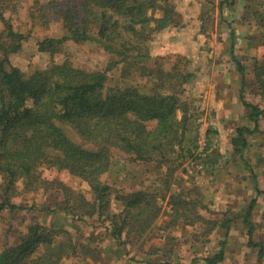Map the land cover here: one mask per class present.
<instances>
[{
	"label": "trees",
	"instance_id": "16d2710c",
	"mask_svg": "<svg viewBox=\"0 0 264 264\" xmlns=\"http://www.w3.org/2000/svg\"><path fill=\"white\" fill-rule=\"evenodd\" d=\"M44 1L34 0L37 11L48 9L50 4ZM4 3L0 1V19L7 28L0 39V209L16 208L12 200L21 193L56 188L62 191V199L72 213L94 218L99 223L96 228L102 227L117 247H127L133 242L132 236L143 237L153 226L160 207L155 194L137 189L118 196L125 204L121 213L111 211L113 188L104 175L116 152L144 164L174 163L177 158L188 156L189 148L184 143L187 133L196 122L200 134L199 119L204 115L195 117L196 107L188 97L187 87L195 74L187 63L182 65L179 58L180 63L170 70L149 64L148 49L155 36L178 24L175 0H69L56 11L62 19L64 36L41 40L39 49L54 55L62 50L67 39L79 43L90 39V29L96 30L102 46L136 65L139 81L148 78L150 82L148 85L140 81L117 91L105 90L104 72L76 68L66 62L30 73L13 65L10 55L21 49L25 35L16 32L5 18L1 7ZM234 3L235 0H220L218 7L223 12ZM242 6L263 21L257 24L264 30V1L243 0ZM230 34L236 33L232 29ZM231 60L240 75L238 99L254 123L253 128L238 127L232 140L243 156L249 146L246 135L257 132L260 117H264L259 104L264 102V52L255 55L248 67L232 45ZM247 89L260 97L258 102L246 98ZM66 125L79 141L73 139ZM208 133L209 129L205 131L206 137ZM47 169L67 170L88 184L90 196L46 177ZM253 184L257 194H261L256 177ZM256 202L253 199L237 217L248 228V245L258 248V257L262 259L264 244L255 241L256 228L251 219ZM235 220L224 218L214 226L229 230ZM58 233L65 236L55 241L54 235ZM225 245L226 241H221V249L207 257L206 264L224 261ZM117 247V251H122ZM77 248L70 231L30 224L17 242L0 246V264H72ZM123 250L128 252L129 248ZM131 254L128 257L134 260ZM120 261L118 254L116 264Z\"/></svg>",
	"mask_w": 264,
	"mask_h": 264
},
{
	"label": "rangeland",
	"instance_id": "374dc122",
	"mask_svg": "<svg viewBox=\"0 0 264 264\" xmlns=\"http://www.w3.org/2000/svg\"><path fill=\"white\" fill-rule=\"evenodd\" d=\"M0 1L5 2L1 7L7 21L16 32L25 35L21 49L11 54L10 60L26 73L66 62L76 68L104 72L107 75L105 90L117 91L138 85L140 81L150 85L148 78L139 81L136 65L102 46L93 29H90V39L79 43L67 39L62 50L54 55L39 49L41 40L64 36L62 19L56 11L69 0H45L44 4H50L45 12L37 11L34 0ZM219 1L175 0L178 24L171 27L172 30L162 31L169 34L158 33L148 49L150 65L170 70L181 58V64L187 63L188 69L195 74L187 87L188 97L196 107L195 117L204 114L208 137L198 135L195 122L184 141L189 148L188 156L179 157L174 163L147 161L144 164L116 152L110 170L104 175L113 188V213H121L125 208L118 197L121 194L145 189L156 195L160 211L153 226L143 237L132 236L133 242L125 245L127 247H117L116 241L106 235L102 227L96 228L99 223L94 218L75 215L66 207L61 190H39L13 198L16 208L0 209V246L17 242L30 224H40L70 231L78 244L77 256L70 261L72 264H116V254L122 262L130 253L135 256L134 260L129 258L134 264H206V258L221 249L223 240L226 241L225 260L218 264H264V258L258 257V248L248 245V228L242 218L237 217L257 199L251 216L256 228L254 239L264 244V117H260L259 130L246 135L249 146L241 156L232 140L238 127L253 128L254 123L238 99L240 75L231 60L232 45L248 67L252 66L255 55L264 52V30L257 24L263 21L243 8V0H235L223 12L218 7ZM6 29L5 22L0 19V39ZM232 29L235 36L230 34ZM202 76L211 81L216 79L213 95L222 96L219 103H211L210 107L205 102L209 87L203 90ZM225 83L235 87L230 88ZM251 91L247 89L246 98L258 102L260 97ZM31 102L29 100L28 104ZM261 102L264 109V102ZM66 128L73 139L80 140L69 125ZM172 169L175 170L172 172ZM44 175L90 196L88 184L67 170L47 169ZM254 177L262 191L259 195L253 184ZM2 200L0 196V202ZM231 217L236 220L229 230L215 228L214 223ZM64 236V233L55 234V241ZM116 247L122 251H117Z\"/></svg>",
	"mask_w": 264,
	"mask_h": 264
},
{
	"label": "crops",
	"instance_id": "0c3cea01",
	"mask_svg": "<svg viewBox=\"0 0 264 264\" xmlns=\"http://www.w3.org/2000/svg\"><path fill=\"white\" fill-rule=\"evenodd\" d=\"M169 30V29H168ZM170 30H172V29H170ZM173 33V32H172ZM161 34H169V33H167V32H165V33H162L161 32ZM162 42V41H161ZM193 43V42H192ZM186 49V48H185ZM187 52H189L188 50H187ZM185 54H188V53H185ZM206 65V68L205 69H208V67H207V64H205ZM202 78H203V83H202V88H203V90H205V88H208L209 87V92L207 93L208 94V96H207V99H206V106H208V107H210V106H212L211 105V103H213V104H215V103H219L221 100V98H222V96H221V94H219V93H215L214 95H213V90H212V86H215V88H216V85H217V83H218V81L215 79V81H211V80H209L208 79V77L207 76H202ZM224 78H226V77H224ZM226 80L227 81H229L230 82V80L228 79V77L226 78ZM226 85H228V87H230V88H234L230 83L228 84V83H225ZM224 84V85H225ZM225 90H227V88H224ZM217 91V90H216ZM118 255V254H117ZM116 255V256H117ZM135 262H133V260H131V259H129V257L127 256V257H125V259L124 260H122V262H121V264H134Z\"/></svg>",
	"mask_w": 264,
	"mask_h": 264
},
{
	"label": "built area",
	"instance_id": "2783aa9c",
	"mask_svg": "<svg viewBox=\"0 0 264 264\" xmlns=\"http://www.w3.org/2000/svg\"><path fill=\"white\" fill-rule=\"evenodd\" d=\"M199 122L201 123V127H200V135H204L205 134V125H206V119H204V118H200L199 119ZM205 136V135H204Z\"/></svg>",
	"mask_w": 264,
	"mask_h": 264
}]
</instances>
